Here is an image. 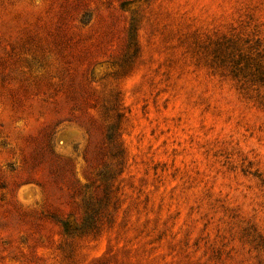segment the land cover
Wrapping results in <instances>:
<instances>
[{
  "label": "rangeland",
  "instance_id": "374dc122",
  "mask_svg": "<svg viewBox=\"0 0 264 264\" xmlns=\"http://www.w3.org/2000/svg\"><path fill=\"white\" fill-rule=\"evenodd\" d=\"M236 43L264 66V0H0V264H264Z\"/></svg>",
  "mask_w": 264,
  "mask_h": 264
},
{
  "label": "trees",
  "instance_id": "16d2710c",
  "mask_svg": "<svg viewBox=\"0 0 264 264\" xmlns=\"http://www.w3.org/2000/svg\"><path fill=\"white\" fill-rule=\"evenodd\" d=\"M231 43V40H224L220 47H225L230 50ZM238 47L240 48V46L237 45V54L233 52L227 55L220 54V56H216V59L219 60L224 67H229L231 69L230 72L233 74V77L241 83V88L244 91H257V96L261 97L260 92L254 90L253 87L259 86L264 88V66L258 58H255L251 54H245L242 49ZM118 130L119 127L117 124L111 125L108 140L115 150L114 157L118 160V165H121L124 160V149L120 141V136L118 135ZM98 221L95 214H88L83 220L80 230L82 233L96 230Z\"/></svg>",
  "mask_w": 264,
  "mask_h": 264
}]
</instances>
